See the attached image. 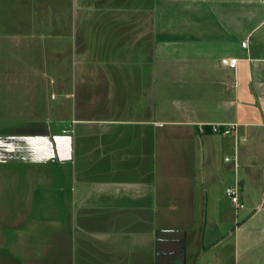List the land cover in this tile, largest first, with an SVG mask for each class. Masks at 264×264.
<instances>
[{
  "label": "crops",
  "instance_id": "obj_1",
  "mask_svg": "<svg viewBox=\"0 0 264 264\" xmlns=\"http://www.w3.org/2000/svg\"><path fill=\"white\" fill-rule=\"evenodd\" d=\"M259 209L264 0H0V264H239Z\"/></svg>",
  "mask_w": 264,
  "mask_h": 264
},
{
  "label": "rangeland",
  "instance_id": "obj_2",
  "mask_svg": "<svg viewBox=\"0 0 264 264\" xmlns=\"http://www.w3.org/2000/svg\"><path fill=\"white\" fill-rule=\"evenodd\" d=\"M246 208L245 203L244 209L239 212L240 222L243 223L247 219V217L245 218L246 211L245 213L243 212ZM263 213L264 209H259L258 217L241 225L239 254L242 256L239 264H264V221H261L260 217ZM238 220L236 219V222ZM246 255L247 260L245 258Z\"/></svg>",
  "mask_w": 264,
  "mask_h": 264
},
{
  "label": "built area",
  "instance_id": "obj_3",
  "mask_svg": "<svg viewBox=\"0 0 264 264\" xmlns=\"http://www.w3.org/2000/svg\"><path fill=\"white\" fill-rule=\"evenodd\" d=\"M237 63V58H232L229 62L231 67H235ZM211 132L212 133H222V134H229L232 133L234 127H229L221 124H211ZM200 130L204 131V127L200 126ZM227 160L231 159L230 157H226ZM226 195L230 198L232 203L235 206L236 211L244 209L245 202L242 198L241 188L238 184L234 186H229L226 188Z\"/></svg>",
  "mask_w": 264,
  "mask_h": 264
},
{
  "label": "trees",
  "instance_id": "obj_4",
  "mask_svg": "<svg viewBox=\"0 0 264 264\" xmlns=\"http://www.w3.org/2000/svg\"><path fill=\"white\" fill-rule=\"evenodd\" d=\"M211 127V126H210ZM211 132V128L208 129Z\"/></svg>",
  "mask_w": 264,
  "mask_h": 264
}]
</instances>
